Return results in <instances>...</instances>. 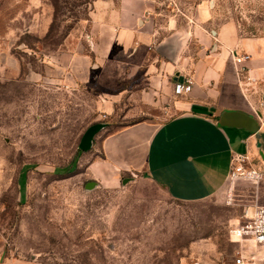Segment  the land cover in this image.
<instances>
[{"label": "rangeland", "instance_id": "374dc122", "mask_svg": "<svg viewBox=\"0 0 264 264\" xmlns=\"http://www.w3.org/2000/svg\"><path fill=\"white\" fill-rule=\"evenodd\" d=\"M91 1L0 0V244L35 264H236L231 229L264 206V176L176 200L146 175L145 130L127 168H91L107 158L109 134L172 115L105 112V82L94 71L62 82L70 53L86 50ZM236 3L242 29L262 35L264 0ZM96 124L92 148L81 151ZM259 162L245 166L264 173ZM244 247L264 258L260 246Z\"/></svg>", "mask_w": 264, "mask_h": 264}, {"label": "crops", "instance_id": "0c3cea01", "mask_svg": "<svg viewBox=\"0 0 264 264\" xmlns=\"http://www.w3.org/2000/svg\"><path fill=\"white\" fill-rule=\"evenodd\" d=\"M238 8L236 0L91 1L86 50L70 53V79L62 82L94 71L105 82V112L172 114L106 136L107 158L93 162V170L127 168L143 130L147 177L179 201L219 193L236 156L264 166V33L244 31ZM186 78L193 79L191 92L176 95L175 84ZM224 111L254 116L259 135L220 126ZM0 264L35 263L0 244Z\"/></svg>", "mask_w": 264, "mask_h": 264}, {"label": "built area", "instance_id": "2783aa9c", "mask_svg": "<svg viewBox=\"0 0 264 264\" xmlns=\"http://www.w3.org/2000/svg\"><path fill=\"white\" fill-rule=\"evenodd\" d=\"M248 56H245L247 58ZM194 82L191 78H186L183 82H177L174 86V93L182 95L192 90ZM247 156H236L232 160L229 181L232 183L240 180L259 181L264 173L252 166L246 167ZM232 241L240 244L241 250L237 252L236 264H261L264 258L256 259L247 255L244 244L260 246L264 255V206L256 205L250 215L245 216L242 222L231 229ZM188 264H201L199 261H192Z\"/></svg>", "mask_w": 264, "mask_h": 264}, {"label": "water", "instance_id": "95a60500", "mask_svg": "<svg viewBox=\"0 0 264 264\" xmlns=\"http://www.w3.org/2000/svg\"><path fill=\"white\" fill-rule=\"evenodd\" d=\"M219 125L222 127H235L245 129L253 134L259 135V123L257 119L243 111H224L219 117ZM103 128V124L91 126L83 135L79 149L88 151L92 148L94 138ZM124 181L123 184H126Z\"/></svg>", "mask_w": 264, "mask_h": 264}]
</instances>
